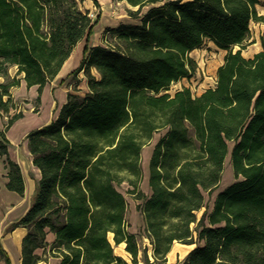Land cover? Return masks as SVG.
I'll return each instance as SVG.
<instances>
[{"label":"trees","instance_id":"16d2710c","mask_svg":"<svg viewBox=\"0 0 264 264\" xmlns=\"http://www.w3.org/2000/svg\"><path fill=\"white\" fill-rule=\"evenodd\" d=\"M81 1L0 0V113L10 114L18 75L40 93L86 43L71 73L83 71L84 94L69 91L55 117L26 134L40 177L28 210L8 228L27 229L20 264H36L34 251L48 245L60 264H166L174 241L195 244L182 264H264V31L261 49L242 54L251 22L262 19L260 0H119L138 7L129 10L135 18L151 7L138 24L111 29L110 43L90 47L98 17ZM206 37L227 49L213 85L197 95L188 87L167 92L195 73L189 52ZM20 117L12 114L0 130V156L6 187L23 194L5 135ZM162 129L144 193L141 152ZM227 157L236 180L209 207L205 195L217 189ZM122 182L138 200L152 259L129 230ZM120 243L129 261L115 252ZM0 257L10 264L1 243Z\"/></svg>","mask_w":264,"mask_h":264},{"label":"rangeland","instance_id":"374dc122","mask_svg":"<svg viewBox=\"0 0 264 264\" xmlns=\"http://www.w3.org/2000/svg\"><path fill=\"white\" fill-rule=\"evenodd\" d=\"M97 2L98 3H96L95 0H82L80 4L83 9L89 11L92 19L95 20L98 17L97 23L93 28V33L90 36L89 42L87 43L89 47L91 45H106L110 43L104 40V36L109 35L111 29L117 28L121 24H138L140 22V16L147 12V10L151 7V4L143 6L140 16L135 18L129 14V10H136L138 8L137 6H132L125 1L119 0H97ZM256 7L258 14L262 17V19L259 21H252L250 24V38L246 42L245 47L242 49V54L246 57H251L255 52L261 49L260 35L264 31V0H260ZM85 45L86 43L84 39L77 43L76 47L71 53V58L63 67L64 69L62 72L66 71L65 73L67 74L79 66ZM238 48L239 46H233L234 50ZM226 52L227 49L220 48L210 38H204L203 42L198 47L189 52V56L192 57L196 62L197 67L195 73L190 77H182L178 81L172 83L167 92L173 93L177 89L188 87L190 88L193 95H197L203 89L213 85L215 81L216 69L222 63ZM15 71L16 67H11L9 69L10 78L15 75ZM91 72L95 74V69H92ZM71 73L61 81L59 77H57L55 80H53V83L49 82L47 86V89L50 88L49 95L48 93L43 92V89L39 93L38 90L36 91V88H28L24 85V83L21 85L20 79L22 78V75L17 76V78H19V84L11 87L10 89L11 96L13 98V107L10 109V114L6 115L5 113H0V130L5 129V125L9 120V116L17 113L22 114V117L18 118L17 122L11 127L10 130V135L12 137L16 136L23 130L19 137L16 140L12 139L8 134L9 130L5 131L7 138L12 139L13 141L12 144L8 145L10 157L28 161L29 157L24 135L28 131L55 117L60 105V94L59 91L56 92V89H63L62 92L65 93L64 90L69 92L76 88L79 94H84L86 90V83L83 71H79L74 75H71ZM38 94L39 100L37 99ZM53 101H55V105L53 108H51L50 105L53 104ZM164 132L165 129L155 132L152 139L143 146L141 152L142 177L138 184V188L144 193H149V158L156 141ZM1 160H3L2 156H0V162ZM235 180L236 179L229 163V157H227L225 159L222 177L217 189L213 191L210 196L205 195L206 204L211 207L216 193ZM1 183L2 175L0 173V186ZM118 188L125 195L127 201L126 217L129 222V230L137 233V235L140 237L141 244L145 245L150 252L151 244L149 239L141 234L143 233V220L140 212L136 209L138 200L132 193L128 192L130 186L127 182H122ZM200 215L201 211H198L197 216L199 217ZM19 234L20 233L18 232L15 233L16 240L18 239ZM110 240L112 241V235ZM178 243L181 242L177 241L175 244ZM174 247L175 248L173 251L176 250L178 245H175ZM183 248L184 249L181 251L182 255L185 253V250L188 247ZM114 250L116 253L124 254L122 247L119 245H115ZM123 256L128 255L125 254ZM0 264H3L1 257Z\"/></svg>","mask_w":264,"mask_h":264},{"label":"crops","instance_id":"0c3cea01","mask_svg":"<svg viewBox=\"0 0 264 264\" xmlns=\"http://www.w3.org/2000/svg\"><path fill=\"white\" fill-rule=\"evenodd\" d=\"M91 46H93V45H91ZM70 56L64 61L63 65L60 68L57 75L52 80H50L49 82L53 83V80H55L57 77H59V79L61 81L71 73L72 70L70 72H68L67 74L65 73L66 71L62 72L64 69L63 67L69 61ZM22 83H24V85L27 87L25 81L21 78L20 84L22 85ZM48 83H46L44 85L43 92L48 93V95H49L50 94V88L47 89ZM28 88H36V91H37L36 85L28 87ZM56 90H57L56 92L59 91V94H60V100H59V102H60L59 107H60L66 101L68 91L64 90L65 93H63L62 92L63 89H60V90L56 89ZM54 105H55V101H53V104L50 105V107L53 108ZM52 119H49L48 121L42 123L39 126H42V125L50 122ZM17 120L18 119H16L11 124V126L7 129V130H9V133H8L9 135H10L11 127L17 122ZM39 126H37V127H39ZM21 132L14 137H12L10 135V137L12 139L16 140L19 137V135L21 134ZM26 134L27 133H25L24 136H25V144H26L28 157H29L28 161H25L24 159L20 160V159L10 157L9 156V149H8V156L13 161H15L20 167V170H21V173L23 176V180H24V192H23V194H19L16 191L9 190L6 187V182H7V177H6L7 168L5 166L6 156H2L3 160H1V162H0V173L2 175V183L0 186V243H1V246L6 251V253L9 257L10 264H20L21 263L22 238L26 234L27 229L25 227H22V226H17V227H14L12 229H8V228L10 227V225L12 223H14L18 219H20L25 214V212L28 210L30 203H31L32 195H33L34 190H35L36 181L40 177L39 169L32 163V155L28 149ZM7 139L9 140V144L13 143L12 139H10V138H7ZM17 232L20 234L18 236V239L16 240L15 239V233H17ZM54 238H55L54 233L51 231H48L46 234V241L49 244H51L54 241ZM111 242H113V240ZM176 242L177 241L173 242L169 252L166 255V258H167L166 264H182V261L184 260L187 253L195 246V244H187V243L175 244ZM118 245L120 247H122L124 254H121V253H117V254L121 255L122 257H124L126 260L129 261V254L124 249L125 243H120ZM175 245H178V247L176 248L175 251H173V249L175 248L174 247ZM183 247H188V248L185 250V253L182 255L181 251H182V249H184ZM34 252H35V254L38 255V260H37L36 264H60V262H61L60 256L53 255L51 253L49 245L45 248H43V247L37 248ZM125 254H127L128 256H123ZM149 256L152 259V249L149 252ZM140 257H141V252L139 254V258ZM2 261H3V264H6V262L3 259H2Z\"/></svg>","mask_w":264,"mask_h":264},{"label":"bare ground","instance_id":"6f19581e","mask_svg":"<svg viewBox=\"0 0 264 264\" xmlns=\"http://www.w3.org/2000/svg\"><path fill=\"white\" fill-rule=\"evenodd\" d=\"M105 13V12H104ZM71 55V54H70ZM76 55V54H75ZM71 58V57H70ZM74 61V60H73ZM72 63V62H71ZM14 241V240H13Z\"/></svg>","mask_w":264,"mask_h":264},{"label":"built area","instance_id":"2783aa9c","mask_svg":"<svg viewBox=\"0 0 264 264\" xmlns=\"http://www.w3.org/2000/svg\"><path fill=\"white\" fill-rule=\"evenodd\" d=\"M91 16V15H90Z\"/></svg>","mask_w":264,"mask_h":264}]
</instances>
